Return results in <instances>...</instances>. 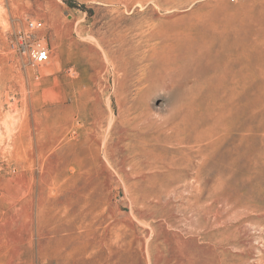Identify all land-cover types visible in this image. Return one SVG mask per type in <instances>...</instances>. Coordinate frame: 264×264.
Returning a JSON list of instances; mask_svg holds the SVG:
<instances>
[{
	"label": "rangeland",
	"instance_id": "rangeland-1",
	"mask_svg": "<svg viewBox=\"0 0 264 264\" xmlns=\"http://www.w3.org/2000/svg\"><path fill=\"white\" fill-rule=\"evenodd\" d=\"M0 264H264V0H0Z\"/></svg>",
	"mask_w": 264,
	"mask_h": 264
},
{
	"label": "bare ground",
	"instance_id": "bare-ground-1",
	"mask_svg": "<svg viewBox=\"0 0 264 264\" xmlns=\"http://www.w3.org/2000/svg\"><path fill=\"white\" fill-rule=\"evenodd\" d=\"M180 48H181V44H179V53H180ZM148 117H150L149 115H146V113H142L141 115H139V117H138V120H139V124H138V127H136V128H134L135 130H132V132L130 133V135L133 137V138H135L139 143H141V145L143 144L144 146L145 145H148L149 143H151V141H152V138H154V136H158V137H161V138H163V139H165V138H169V140L170 139H175L176 137V135L174 136V135H172V136H168L169 135V133H167V129L165 130V129H161L163 132H164V130L166 131V134H164V133H160L159 132V130L158 129H156L154 126V130H152L150 127H148L147 126V124L151 121V119L149 120V118ZM149 120V122H147ZM170 121V120H169ZM222 121V120H221ZM219 121V125H221L220 127H227L228 125H231V128H233L234 127V125L233 124H231V121ZM179 122H181V123H184V122H182V121H179ZM185 123H187V122H185ZM150 124V123H149ZM148 124V125H149ZM151 124L152 125H155V124H153V122L151 121ZM151 125V126H152ZM161 125V124H160ZM160 125H156L157 127L159 126V127H161ZM184 125V124H183ZM172 126V129H174L175 128V126H177L176 127V129L177 128H179V126H180V123H178V121L176 122V121H174V122H171V125H170V127ZM165 127V126H164ZM183 127H187V128H189L190 130H192L193 131V128L191 127V126H189L188 125V123H187V125L185 124ZM169 129H171V128H169ZM189 129H187V130H189ZM226 129V128H225ZM234 129H235V127H234ZM160 130V131H161ZM186 130V129H185ZM175 131V130H174ZM181 131V130H180ZM191 131V132H192ZM169 132H170V130H169ZM173 132V131H172ZM178 132L179 131H177V135H178ZM209 131H205L204 129L203 130H200V131H193V133L196 135V136H198V135H200V136H204L205 134H207ZM181 133V132H180ZM184 133V132H183ZM182 133V134H183ZM186 133H188V131H186ZM214 132H210V135L211 134H213ZM164 134V135H163ZM182 134L180 135V136H182ZM215 135V134H214ZM190 136V135H189ZM195 136V137H196ZM207 136V135H206ZM217 136V135H216ZM194 137V138H195ZM208 137V136H207ZM212 138V137H211ZM226 138H228V137H226ZM155 139V138H154ZM178 142L180 141V140H183V142L185 141V142H190L191 141V138H189V139H187L186 137H184V138H180V137H178ZM201 139H203V138H201ZM215 139V138H214ZM157 140V139H156ZM159 140V139H158ZM166 140V139H165ZM195 140V139H194ZM209 140V139H208ZM161 141V140H160ZM167 141H168V139H167ZM173 141V140H172ZM171 141V142H172ZM215 141V140H214ZM213 141V142H214ZM217 141V140H216ZM155 142V141H154ZM178 142L176 143V144H178ZM196 142H197V140H196ZM202 142V141H201ZM136 143V142H135ZM158 143V142H157ZM164 143V142H163ZM169 143V142H168ZM173 143V142H172ZM182 143V142H181ZM215 143H217V142H215ZM138 144V143H137ZM153 144V143H152ZM171 144V143H170ZM188 144V143H187ZM190 145H191V143H189ZM188 144V145H189ZM192 144H194V142L192 143ZM207 144V143H206ZM161 145V144H160ZM163 145V144H162ZM172 145V144H171ZM174 145V144H173ZM178 145H180V144H178ZM182 145H183V143H182ZM181 145V146H182ZM189 145V146H190ZM199 145V144H198ZM136 146V145H135ZM140 146V145H139ZM163 146H166L165 144L163 145ZM185 146V145H184ZM192 146V145H191ZM209 146H211V144H210V142H209ZM220 146V145H219ZM237 146H238V144H237ZM167 147H174V146H169V145H167ZM178 147H180V146H178ZM183 147V146H182ZM186 147H188V146H186ZM235 147V144H234V146H233V148ZM149 148L151 149V150H153L154 152L156 151V153H158L157 151H162V149L163 148H159V147H157V146H155L154 144L153 145H150L149 144ZM175 148V147H174ZM206 148V147H205ZM215 148H216V146H215ZM164 149H168V148H165L164 147ZM163 149V150H164ZM176 149V148H175ZM180 149V148H179ZM197 149H199V147H197ZM235 149V148H234ZM142 150H144V148L142 149ZM150 150V151H151ZM236 150H238V149H236ZM145 151V150H144ZM153 151L151 152V153H153ZM167 151H169V150H167ZM179 151V150H178ZM192 151V150H191ZM230 151V150H229ZM140 152H141V154H145V152H143L142 153V151L140 150ZM163 152V151H162ZM171 152H172V150H171ZM176 152V151H175ZM174 152V153H175ZM147 153V152H146ZM179 153V152H178ZM184 153V152H183ZM159 154V153H158ZM186 154V153H185ZM211 154V153H210ZM234 154V153H233ZM147 154H145V156H146ZM170 155V154H169ZM235 155V154H234ZM159 156V155H158ZM160 156H161V154H160ZM188 156V155H187ZM191 156H193V155H191ZM237 156V155H236ZM139 157V156H138ZM171 157V156H170ZM162 159L164 158L165 159V157H161ZM172 158H174V157H172ZM172 158H170V159H172ZM184 158V157H183ZM186 158V157H185ZM193 158H195L194 156H193ZM200 158V157H199ZM146 159H147V156H146ZM151 159V158H150ZM153 159V158H152ZM160 159V158H159ZM177 159H179V158H177ZM186 159H188V158H186ZM198 159V158H197ZM196 159V160H197ZM206 159V158H205ZM231 159V158H230ZM166 160V159H165ZM194 160V159H193ZM199 160H202V159H199ZM146 161V160H145ZM203 161V160H202ZM181 162V161H180ZM188 162V161H187ZM232 162H233V159H232ZM140 163H141V161H140ZM151 163V162H150ZM161 163V162H160ZM195 163V162H194ZM197 164V163H196ZM195 164V165H196ZM201 164V163H200ZM207 164V163H206ZM227 164H230V163H227ZM235 164V163H234ZM194 165V164H193ZM199 165V164H198ZM149 166H151V165H149ZM156 166V165H155ZM183 166H185V165H183ZM187 166V165H186ZM190 166H191V164H190ZM228 166H230V165H228ZM159 167V166H158ZM227 167V166H226ZM160 168H162L164 171H166L164 174H162V176L160 175V176H156V177H152V178H154V179H163L164 181H163V183H162V185L163 186H165V187H169V186H171V185H175V183L177 182H180L182 179H186L185 177L187 176L186 174L187 173H185V172H183L181 169H180V166L178 167V163H176V162H174V160H173V162H165L163 165H160ZM196 168H197V166H196ZM203 168V167H202ZM234 168V167H233ZM156 171L158 170V169H155ZM203 171H204V169H202ZM238 170V169H237ZM159 171V170H158ZM202 171V172H203ZM239 171V170H238ZM196 172V171H195ZM201 172V168H197V175L199 176V174L200 173H202ZM230 172V171H229ZM158 173H161V172H158ZM157 173V174H158ZM163 173V172H162ZM233 173V171L231 172V174ZM190 174H191V172H190ZM193 174V173H192ZM222 174V173H221ZM237 174V173H236ZM239 174V173H238ZM155 175V174H154ZM195 175V174H194ZM233 175V174H232ZM232 175H231V177H232ZM191 176V175H190ZM237 178H239L237 175L236 176H234L233 175V179L230 181V182H234V181H237V182H235V183H238V180H236ZM151 179V178H150ZM165 179H167V180H165ZM220 179V182L222 181V177L221 178H219ZM228 179H229V176H228ZM202 180V179H201ZM156 182V181H155ZM175 182V183H174ZM202 182V181H201ZM220 182H216V184H218V185H220ZM200 184V183H199ZM213 184V183H212ZM234 184V183H233ZM235 185V184H234ZM217 186V185H216ZM229 186V185H228ZM200 187V186H199ZM211 187H212V185H211ZM231 188V187H230ZM233 188V187H232ZM166 189V188H165ZM168 189V188H167ZM223 190H225V189H223Z\"/></svg>",
	"mask_w": 264,
	"mask_h": 264
},
{
	"label": "built area",
	"instance_id": "built-area-1",
	"mask_svg": "<svg viewBox=\"0 0 264 264\" xmlns=\"http://www.w3.org/2000/svg\"><path fill=\"white\" fill-rule=\"evenodd\" d=\"M42 27V21H31L28 23L26 32H19L18 39L12 41V48L23 56H27L34 64L46 62L50 55V48Z\"/></svg>",
	"mask_w": 264,
	"mask_h": 264
}]
</instances>
